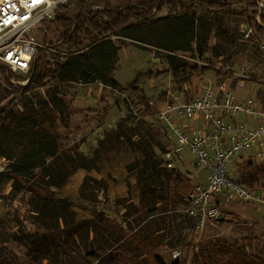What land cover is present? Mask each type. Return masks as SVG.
Returning <instances> with one entry per match:
<instances>
[{
	"label": "rangeland",
	"instance_id": "obj_1",
	"mask_svg": "<svg viewBox=\"0 0 264 264\" xmlns=\"http://www.w3.org/2000/svg\"><path fill=\"white\" fill-rule=\"evenodd\" d=\"M73 1L87 0H70L62 7ZM137 1L141 0H133ZM245 11L242 2L223 13L195 5L187 23L161 21L151 27L121 29L112 36L120 47L115 71L120 84L127 87L147 71L160 73L138 91L151 103V113L135 93L99 83L83 85L50 77L42 86L23 91L0 82V107L10 105L16 114L45 115L53 108L51 96L57 94L69 106L68 127L61 124L57 112L58 131L53 138L59 159L49 163L51 179L38 167L22 183L5 180L0 184V264H10L2 247L17 254L24 264H152L128 236L137 233L167 264L175 260L192 264L202 250L207 264H220L222 254L232 247L264 258V170L256 174L254 169L264 168V153L235 165L232 174L239 183L242 175L247 176L244 185L255 199L216 198L222 219L208 222L200 232L191 229L194 222L187 214L186 198L178 200L172 193L165 203L151 207L155 195L143 189L145 177L139 167L143 160L139 148L153 151L161 160L170 146L159 115L176 96L190 100L208 89L224 94L230 88L238 100L251 98L259 108L264 107V46L254 36L245 37L249 25ZM47 25L44 22L33 33L40 43H45ZM157 32L162 40L175 42L171 44L190 41L191 52H175L179 60L170 65L169 51L137 40L157 41ZM59 50L64 54L72 51L64 44ZM243 117L248 125L258 123ZM100 127L105 137L96 142L94 132ZM29 148L26 134H13L3 146L8 156L0 160V172L12 168ZM76 149L93 168L80 169L68 161V153ZM183 158L185 166L178 170L192 184H204L207 171L188 165L195 156L186 151ZM248 163L252 167L247 170ZM52 181L63 183L55 187L49 185ZM164 225L170 227L161 230ZM210 253L218 257H208ZM126 256L131 257L124 260Z\"/></svg>",
	"mask_w": 264,
	"mask_h": 264
},
{
	"label": "trees",
	"instance_id": "obj_2",
	"mask_svg": "<svg viewBox=\"0 0 264 264\" xmlns=\"http://www.w3.org/2000/svg\"><path fill=\"white\" fill-rule=\"evenodd\" d=\"M235 2H242L246 5V14L249 26L253 29L254 37L264 46V17L258 21L259 11L256 0H87L73 1L69 6L60 7L56 11V16L48 22L44 35L45 48L41 50L37 61L28 79L15 76L12 72L7 75V69L0 66L3 81L8 87L21 89L23 91L33 90L43 85L44 81L50 77H57L60 81L78 82L83 85L102 84L105 87L119 91H129L136 94V98L145 107V111L152 112V105L148 99L138 92L141 86L156 79L160 73L147 71L140 73L127 87L120 84L115 78L116 66L119 63L120 47L114 42L112 36L118 30L134 29L139 26L151 27L159 22L171 24V21L192 20L193 7L195 5L204 6L210 12L223 13L230 9ZM73 7L74 13L70 11ZM158 33V32H157ZM164 33V32H163ZM158 33L157 41L137 39L140 42L150 44L158 49H164L169 54L166 56L170 65L176 64L179 60L175 52H191V42L186 44H171L172 41L162 40ZM175 38V37H174ZM57 39V44L53 43ZM61 44L69 46L72 51L64 54L59 50ZM74 52V53H73ZM188 67V66H185ZM196 70V68H192ZM204 68H202L203 72ZM203 76V73H201ZM17 81L28 80L26 86L13 84L11 79ZM50 104L52 110L45 115L37 113L16 114L10 105L0 107V160L8 156L3 152V146L13 134H26L30 142L29 151L17 163L8 170L0 172V184L5 180H13L14 183H22L23 178L29 177L35 168H42L46 172V177H51L49 163L57 161L58 146L55 137L58 131V115L60 113L61 124L68 127L69 116L67 114L69 106L59 94L51 96ZM48 106V104H47ZM107 111V108H105ZM53 135V136H52ZM35 138H32V137ZM57 139V136H56ZM143 154V160L139 166L145 177V190L154 192L155 200L151 207L159 203H165L168 195H174L178 200L184 201L187 194L194 188L191 179L179 170H167L162 166L161 160L152 151L139 148ZM68 161L80 169H91L89 160L78 149L68 153ZM252 167V163L246 165L247 170ZM255 173L259 174L264 168L256 166ZM59 177V176H58ZM242 184L247 183L248 178L242 175ZM61 182H50L49 185L61 187ZM155 192H157L155 194ZM178 201L174 200L173 203ZM173 218L171 224L175 222ZM169 222V223H170ZM170 226H163L161 230H166ZM93 229L95 228L92 227ZM194 228L192 224L191 229ZM141 252L145 253L152 264H167L157 255L147 240L138 233L128 235ZM66 242H63L65 244ZM3 255L10 264H24L17 254L2 247ZM205 251L196 254L192 264H207L204 258ZM131 256H126L124 260ZM208 257H218L216 253L208 254ZM220 264H264V258L248 254L245 250L230 248L228 253H223ZM128 263V262H126ZM171 264H183L180 260H175ZM209 264V262H208Z\"/></svg>",
	"mask_w": 264,
	"mask_h": 264
},
{
	"label": "built area",
	"instance_id": "obj_3",
	"mask_svg": "<svg viewBox=\"0 0 264 264\" xmlns=\"http://www.w3.org/2000/svg\"><path fill=\"white\" fill-rule=\"evenodd\" d=\"M69 1L0 0V66L7 69V75L12 72L28 79L40 48H45V44L35 38L34 31L44 22L53 20L57 9ZM256 2L258 19H261L264 0ZM244 35L247 39L254 36L249 25ZM0 82H4L1 72ZM11 82L22 85L28 80L12 78ZM243 116H250L258 123L248 125L241 120ZM159 119L164 123L170 142L161 156L162 166L169 171L180 169L185 166L183 153L187 151L195 156L188 165L207 171L206 182L194 185L186 196L187 214L193 219L196 232L218 219L220 207L216 198L255 199L253 192L237 182L232 174L235 165L264 153L263 106L259 108L257 101L251 98L238 100L230 88L224 89L222 96L208 89L190 100L176 96L175 102H169L161 111ZM94 136L96 142L103 139L104 129L98 128ZM179 255L174 252L175 258Z\"/></svg>",
	"mask_w": 264,
	"mask_h": 264
},
{
	"label": "crops",
	"instance_id": "obj_4",
	"mask_svg": "<svg viewBox=\"0 0 264 264\" xmlns=\"http://www.w3.org/2000/svg\"><path fill=\"white\" fill-rule=\"evenodd\" d=\"M217 91H218V90H217ZM215 93L219 94L220 96L223 95V93H221V90H219L218 92H215ZM246 99H247V98H246ZM239 100H240V99H239ZM241 100H245V99H241ZM259 100H260V99H259ZM262 101L264 102V98H263ZM241 120L245 121V120H244V117H242ZM245 122H246V121H245ZM193 184H194V183H193ZM194 185H196V184H194Z\"/></svg>",
	"mask_w": 264,
	"mask_h": 264
},
{
	"label": "water",
	"instance_id": "obj_5",
	"mask_svg": "<svg viewBox=\"0 0 264 264\" xmlns=\"http://www.w3.org/2000/svg\"><path fill=\"white\" fill-rule=\"evenodd\" d=\"M35 63H36V62H35ZM218 218H219V219H222V214H220Z\"/></svg>",
	"mask_w": 264,
	"mask_h": 264
}]
</instances>
